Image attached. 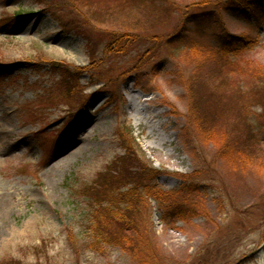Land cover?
Wrapping results in <instances>:
<instances>
[{
  "label": "rangeland",
  "instance_id": "rangeland-1",
  "mask_svg": "<svg viewBox=\"0 0 264 264\" xmlns=\"http://www.w3.org/2000/svg\"><path fill=\"white\" fill-rule=\"evenodd\" d=\"M234 1L0 0V264H264V14ZM192 13L246 51L168 43ZM99 201L140 254L93 248L123 230Z\"/></svg>",
  "mask_w": 264,
  "mask_h": 264
},
{
  "label": "trees",
  "instance_id": "trees-1",
  "mask_svg": "<svg viewBox=\"0 0 264 264\" xmlns=\"http://www.w3.org/2000/svg\"><path fill=\"white\" fill-rule=\"evenodd\" d=\"M129 1H130V7L133 6V8H138L141 12H143V11H147V10L156 8V3L160 0H129ZM234 7L237 8L238 11H241L244 8L248 7L249 9L247 10V14L251 15V16L252 15L255 16L257 11H260L264 14V0H236V2L234 1ZM250 7H254V9H252ZM115 10H116V8H115ZM18 15L20 16V14H18ZM213 16H215V15H213ZM82 26L85 27V24H83ZM195 33H199L200 34L199 37L201 36L203 38L208 39L211 43H209L207 47L211 48V50H213V52H215L219 56V58L222 60H227L229 57H231L232 60H233V58L235 60H237L239 58V56L241 55L240 52L246 51V49L242 48L240 45L241 43H244L242 38L236 37L233 35H228L225 31L223 22L219 18L218 15L212 20H206V19H203V16L201 14L192 13L191 16L187 17V20H186L183 28L180 30V32L175 34V36L169 38L167 41H168V43L172 44L173 46H175L176 44H179V43L183 44L184 40L189 36V34H195ZM112 44H114V42H111L109 44V46H112ZM213 44H214V46H212ZM193 49L196 52L194 47L190 48V50H193ZM197 52L202 53L201 49L197 50ZM249 136H250L249 142H251V145H249L248 148L253 147L252 145H254V144H257V145L259 144V142L257 140L258 138L254 134V132L253 133L250 132ZM125 155L127 157L132 156V153L130 152V149L128 147H126V154ZM130 160H132V159H130ZM122 165H127V164H126V162H124ZM157 173H158L157 171L152 169V170H150V173L147 172L146 178L147 179L149 178L148 182L152 181L151 184H149V187L154 192L153 196L155 198V201L160 203L161 208L166 212V215L164 213L165 221L171 222L170 220H176V218L178 217L177 215H179V213L181 211H183L184 208H187V207H185L182 203L181 204L174 203V201H173L174 199L169 200L167 198V199H165L166 201L162 200L163 197L160 196L162 191L158 190L157 188L154 187V186H156L155 183L157 180ZM124 179L127 182H132V181H130L131 180L130 177L124 176ZM137 182H136V185H137L136 187H138V183H140V182H138V183ZM138 192L139 191H137V194H134V198H136L138 201H141V197H140V194ZM177 193H182V194L187 193L185 186L177 189L176 191L169 192L168 194H166L165 197H168V196L173 197ZM126 196H128V194ZM97 204L94 206H97ZM111 204H112V207L115 210V212H118V214L120 216L115 217V216L110 215L109 222L114 221V220H118L117 223H118V225L121 224L120 229H123V230H121V233H119V235H116V234L114 235L113 232H106L107 228L105 227V229H104V227H102V225L100 224L101 226L100 227L98 226L94 230L95 235L93 238H94L96 243L93 245V248L96 249V251L101 253V254H104L106 252V248H108V247H118L124 253H127L130 257L135 256V253H132V252L128 253V251L130 252L133 249L135 251H137L136 253L140 254V250L142 248H144L143 245H140V244L134 245L133 241L131 240L132 238L130 239V237L127 235V231H126L127 229H130L136 233V236L141 235V232L138 229V225L136 224V220L131 216L127 217L125 211L119 210L118 207L122 206V204H120V203L119 204H113V203L105 204V202L99 201L98 206L102 208V206H110ZM123 204L126 205L125 202ZM94 206H92V207L95 208ZM90 216H91V218L95 217L96 219L95 218L94 219L98 222L99 219H97V217L95 216V213H94V215H92V213L90 212ZM124 229H125V231H124ZM150 246L151 245H149L148 247H150Z\"/></svg>",
  "mask_w": 264,
  "mask_h": 264
},
{
  "label": "bare ground",
  "instance_id": "bare-ground-1",
  "mask_svg": "<svg viewBox=\"0 0 264 264\" xmlns=\"http://www.w3.org/2000/svg\"><path fill=\"white\" fill-rule=\"evenodd\" d=\"M135 117H137V120H138L139 123H140V121H142V118H140V116L138 114ZM162 127H163V125H162Z\"/></svg>",
  "mask_w": 264,
  "mask_h": 264
}]
</instances>
